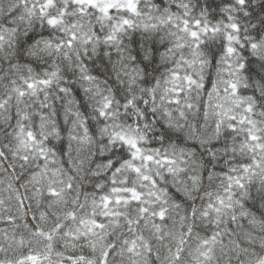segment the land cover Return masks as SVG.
Wrapping results in <instances>:
<instances>
[{
  "label": "clouds",
  "instance_id": "1",
  "mask_svg": "<svg viewBox=\"0 0 264 264\" xmlns=\"http://www.w3.org/2000/svg\"><path fill=\"white\" fill-rule=\"evenodd\" d=\"M0 264H264V0H0Z\"/></svg>",
  "mask_w": 264,
  "mask_h": 264
}]
</instances>
